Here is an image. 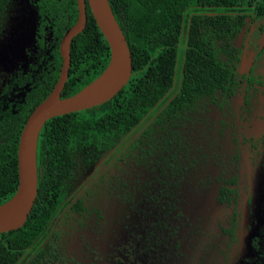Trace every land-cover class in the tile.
Listing matches in <instances>:
<instances>
[{"label":"flooded vegetation","instance_id":"obj_1","mask_svg":"<svg viewBox=\"0 0 264 264\" xmlns=\"http://www.w3.org/2000/svg\"><path fill=\"white\" fill-rule=\"evenodd\" d=\"M55 1L63 14L53 0L8 1L1 112H20L57 71L70 15ZM252 7L215 26L219 76L196 96L177 100L182 40L172 84L136 124L74 142L64 196L18 264H264V14Z\"/></svg>","mask_w":264,"mask_h":264},{"label":"trees","instance_id":"obj_2","mask_svg":"<svg viewBox=\"0 0 264 264\" xmlns=\"http://www.w3.org/2000/svg\"><path fill=\"white\" fill-rule=\"evenodd\" d=\"M8 1L0 0V21ZM53 1V4L57 2ZM110 3L132 52V77L109 101L87 110L55 116L45 123L38 148V196L25 224L0 234V264H18L41 237L64 196L65 180L75 164L70 149L75 141L79 142L85 136L114 135V129L119 132L123 127L129 129L136 124L172 84L183 53L180 48L182 40L188 44L183 53L182 92L177 100L191 97L190 94L196 96L202 81L213 80V76L218 79L219 76L210 46L215 26L229 24L232 17L227 12L238 5H255L251 9L264 14V0H110ZM55 5L51 9L61 8L59 2ZM64 8L70 18L68 21L64 18L62 25L71 26L78 18L76 0H69ZM215 11L225 13L214 15ZM59 12L63 14V9ZM187 27L188 33L184 34ZM57 52V71L38 88L35 96L29 97L25 108L16 114L11 110L0 111V204L10 199L18 188L21 132L30 113L47 97L58 80L62 57L59 49ZM71 55L70 75L63 97L75 94L94 80L110 59L108 41L89 6L87 25L74 38ZM209 84L211 89L217 85ZM34 260L32 263L38 262L37 257Z\"/></svg>","mask_w":264,"mask_h":264},{"label":"water","instance_id":"obj_3","mask_svg":"<svg viewBox=\"0 0 264 264\" xmlns=\"http://www.w3.org/2000/svg\"><path fill=\"white\" fill-rule=\"evenodd\" d=\"M78 19L60 42L62 66L52 91L30 113L18 147L19 184L14 195L0 204V234L22 227L27 221L39 192L38 146L45 123L55 117L99 106L117 95L133 74L132 52L110 0H77ZM87 2L110 47L106 68L94 80L70 96H62L70 75L71 45L88 22Z\"/></svg>","mask_w":264,"mask_h":264},{"label":"rangeland","instance_id":"obj_4","mask_svg":"<svg viewBox=\"0 0 264 264\" xmlns=\"http://www.w3.org/2000/svg\"><path fill=\"white\" fill-rule=\"evenodd\" d=\"M143 130H144V128L138 133V135H141L142 132H143ZM109 151H113V149H112V150H109ZM81 159H82L81 162L83 163V165H86V166H87V165H88V166H89V165H92V164H91V161H90V162H87L88 160L85 159L84 157H81Z\"/></svg>","mask_w":264,"mask_h":264},{"label":"built area","instance_id":"obj_5","mask_svg":"<svg viewBox=\"0 0 264 264\" xmlns=\"http://www.w3.org/2000/svg\"><path fill=\"white\" fill-rule=\"evenodd\" d=\"M255 1H259V0H255Z\"/></svg>","mask_w":264,"mask_h":264}]
</instances>
